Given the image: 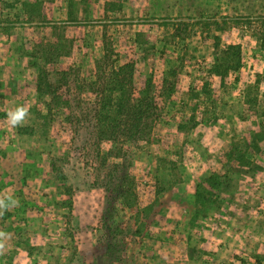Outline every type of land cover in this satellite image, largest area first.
Instances as JSON below:
<instances>
[{
    "label": "rangeland",
    "instance_id": "1",
    "mask_svg": "<svg viewBox=\"0 0 264 264\" xmlns=\"http://www.w3.org/2000/svg\"><path fill=\"white\" fill-rule=\"evenodd\" d=\"M262 34L264 0H0V264H264ZM104 41L159 111L117 169L75 84L51 115L35 88L40 68L90 80ZM229 44L240 64L220 76ZM209 226L221 261L167 250Z\"/></svg>",
    "mask_w": 264,
    "mask_h": 264
},
{
    "label": "trees",
    "instance_id": "2",
    "mask_svg": "<svg viewBox=\"0 0 264 264\" xmlns=\"http://www.w3.org/2000/svg\"><path fill=\"white\" fill-rule=\"evenodd\" d=\"M263 36V34L261 35ZM260 47L264 51V36L260 37ZM222 61L213 65L211 70L224 76L229 70H236L240 64V46L229 44ZM117 52L106 41L102 55L94 60L90 70V80L80 76L79 67L49 71L38 69L36 91L48 96L47 114L68 109L71 101V85L75 84L79 100L86 104V113L91 115L97 138L110 143L107 154L120 158L112 167H123L130 149L125 144H137L151 139L159 111L148 85L136 90L133 82L134 66L132 62H118ZM91 105V110L89 109ZM70 114L67 112V115ZM71 118V117H69ZM90 121V120H89ZM211 180V176L206 179ZM122 193V186L117 189ZM127 204H129L127 202ZM114 231L105 227L103 232L105 250L108 248V236Z\"/></svg>",
    "mask_w": 264,
    "mask_h": 264
},
{
    "label": "crops",
    "instance_id": "3",
    "mask_svg": "<svg viewBox=\"0 0 264 264\" xmlns=\"http://www.w3.org/2000/svg\"><path fill=\"white\" fill-rule=\"evenodd\" d=\"M214 156L216 157V155H214ZM215 157H213V158H215ZM186 158H187L186 160H188V157H186ZM205 159L210 161V159H212V158L211 157H205ZM190 164H192V163H190ZM203 165H204V163H203ZM203 171H204L203 176H206V177L209 176L212 172V170L209 167H207V171H206V169L203 168ZM185 182H188V181L185 180ZM231 182H233V181L231 180ZM228 183H229V181H228ZM231 222H233V221H231ZM213 230H214V227L209 226L208 228H203V230H202L203 233H201L200 235H195L194 233H191V236H186L184 240H181L180 242L173 244V247L169 248L167 250L169 251L170 254H171V252H172V254L174 253L175 255H177V254L182 255L183 253H184L183 255H185L188 253L192 257L195 254L201 253L203 256L211 258V261H215V260H213L214 255H217V256L219 255L220 257H218V259H219V261H221L222 256H223L222 249L225 247V245L220 247V245H219L220 243H218V242H219V240H222L226 237L222 238V236H223L222 234H217L220 236V237H217L215 235L216 233L212 234ZM226 234H228V233H226ZM229 238L235 239L236 234L235 233H229ZM181 243H182V245H181ZM186 245L192 246V248H186ZM200 248H202V252L200 251L201 250ZM205 250H207V251H205ZM232 251L235 252L236 249L232 248ZM191 260H193V258ZM207 263L212 264V263H210L209 259L204 260V262L201 264H207ZM191 264H196V263L193 262Z\"/></svg>",
    "mask_w": 264,
    "mask_h": 264
},
{
    "label": "clouds",
    "instance_id": "4",
    "mask_svg": "<svg viewBox=\"0 0 264 264\" xmlns=\"http://www.w3.org/2000/svg\"><path fill=\"white\" fill-rule=\"evenodd\" d=\"M28 115V109L26 107H17L14 111L8 113V119L13 126L19 125L24 118ZM11 199V198H9ZM18 204V200H11V205ZM9 205L5 203L4 199H0V209L8 208ZM6 233L0 231V251L4 249V243L2 242L6 238Z\"/></svg>",
    "mask_w": 264,
    "mask_h": 264
}]
</instances>
